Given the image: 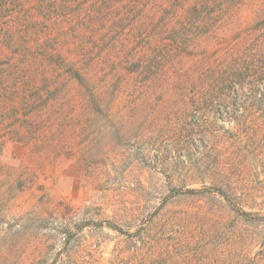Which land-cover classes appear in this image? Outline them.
Wrapping results in <instances>:
<instances>
[{
  "label": "rangeland",
  "instance_id": "rangeland-1",
  "mask_svg": "<svg viewBox=\"0 0 264 264\" xmlns=\"http://www.w3.org/2000/svg\"><path fill=\"white\" fill-rule=\"evenodd\" d=\"M47 1L22 0L25 45L0 46L38 55L40 91L0 109V264L131 256L143 224L230 208L218 188L264 212V0Z\"/></svg>",
  "mask_w": 264,
  "mask_h": 264
},
{
  "label": "trees",
  "instance_id": "trees-1",
  "mask_svg": "<svg viewBox=\"0 0 264 264\" xmlns=\"http://www.w3.org/2000/svg\"><path fill=\"white\" fill-rule=\"evenodd\" d=\"M53 2L54 0H48L42 3L38 7L39 11L43 13L45 10L55 9ZM65 6L66 3L62 5V7ZM86 6L84 5L83 10H86ZM25 10L22 0H0V46L25 45L22 37L18 39L14 33L10 32V23L16 14ZM50 44L48 41L46 46ZM29 58L36 60L38 55L34 53H29L27 56L20 55L19 64L0 60V109L6 105L16 109L20 103L27 107L29 98L40 92L33 86L27 88L33 81L26 67ZM157 60L161 61V57ZM21 84L27 88L25 91H22ZM45 84L44 82L43 85L46 86ZM175 129V137L170 134L173 140L170 141L169 150L173 163L179 162L178 159L187 153L181 149L189 148L191 145V142L187 141L181 147L180 143L185 140H182L180 130ZM212 193L214 192L209 191L210 195ZM215 193H219L223 199L229 197L230 208L223 205L216 210L218 216L210 212V217L201 216L202 219L198 221V224L193 219H189L187 210L183 211L182 222L178 223L175 231H173L175 222L160 220L159 230L156 233L159 235L156 238H153L155 235H152L150 229L143 224L133 235L137 239L135 253L131 256H120L115 261L108 260L106 264H264V212L262 209L255 210L243 205L242 198H237L231 190L227 193L218 188ZM198 194V189H189L186 190L185 197L195 199ZM205 210L200 209V213L202 214ZM226 213L229 214L230 221L224 220Z\"/></svg>",
  "mask_w": 264,
  "mask_h": 264
}]
</instances>
